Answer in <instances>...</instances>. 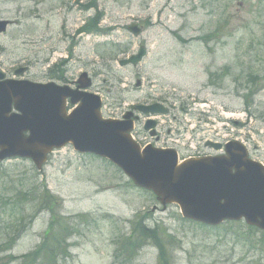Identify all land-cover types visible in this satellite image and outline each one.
Listing matches in <instances>:
<instances>
[{
	"label": "rangeland",
	"instance_id": "rangeland-1",
	"mask_svg": "<svg viewBox=\"0 0 264 264\" xmlns=\"http://www.w3.org/2000/svg\"><path fill=\"white\" fill-rule=\"evenodd\" d=\"M0 17L15 22L0 35L6 76L27 66L30 80L69 84L87 72L105 118L138 104L169 108L156 118L158 140L137 123L141 146L176 149L182 160L224 155L205 143L235 140L264 165V0H0ZM141 46L137 66H120ZM34 171L29 159L0 162V264L34 250L42 260L50 245L45 264H264L263 231L242 221L205 227L177 205L153 211L154 195L107 160L66 146ZM22 177L62 198L58 218L45 209L29 217L33 206L14 198ZM14 201L28 227L7 245L4 230L21 225Z\"/></svg>",
	"mask_w": 264,
	"mask_h": 264
},
{
	"label": "water",
	"instance_id": "water-1",
	"mask_svg": "<svg viewBox=\"0 0 264 264\" xmlns=\"http://www.w3.org/2000/svg\"><path fill=\"white\" fill-rule=\"evenodd\" d=\"M6 26L7 21L0 20V33ZM128 29L136 35L141 32L137 24ZM145 54L146 49L141 47L136 55L120 64L136 65ZM90 85V79L83 73L78 87ZM67 98L72 104L80 102L69 115ZM12 106L19 113H11ZM100 107L98 96L53 82L0 81V160L28 157L41 168L53 147L71 142L80 152L111 160L137 186L153 190L162 204H178L185 218L217 225L225 219L244 217L249 225L264 230V168L248 158L242 144L228 143L227 155L179 163L174 149L149 145L141 151L129 135L132 122L105 120ZM136 108L144 113H167L160 104ZM153 126L155 122L149 121L145 128ZM211 145L221 148V144Z\"/></svg>",
	"mask_w": 264,
	"mask_h": 264
},
{
	"label": "trees",
	"instance_id": "trees-1",
	"mask_svg": "<svg viewBox=\"0 0 264 264\" xmlns=\"http://www.w3.org/2000/svg\"><path fill=\"white\" fill-rule=\"evenodd\" d=\"M93 30V29H92ZM123 52H126V50H123ZM24 180H26V179H22L20 182L22 183ZM7 182H9V184L12 182V181H7ZM24 187H26V186H24ZM42 189V187H41V185L39 184L38 186H36V187H33V189L32 190H30V191H26L25 193H24V195L25 196H28L29 197V199L33 196V195H38V197L39 198H42V200H46V196L48 195V193H47V191H46V189H45V187H44V190H41ZM28 199V200H29ZM27 200V201H28Z\"/></svg>",
	"mask_w": 264,
	"mask_h": 264
},
{
	"label": "flooded vegetation",
	"instance_id": "flooded-vegetation-1",
	"mask_svg": "<svg viewBox=\"0 0 264 264\" xmlns=\"http://www.w3.org/2000/svg\"><path fill=\"white\" fill-rule=\"evenodd\" d=\"M71 82H72V80H70ZM140 120V119H139ZM139 120H137V121H139ZM157 140L159 139V137L158 138H156Z\"/></svg>",
	"mask_w": 264,
	"mask_h": 264
}]
</instances>
